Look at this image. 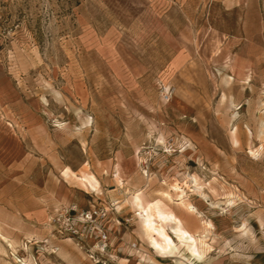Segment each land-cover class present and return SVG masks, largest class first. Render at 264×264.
<instances>
[{
  "label": "rangeland",
  "instance_id": "1",
  "mask_svg": "<svg viewBox=\"0 0 264 264\" xmlns=\"http://www.w3.org/2000/svg\"><path fill=\"white\" fill-rule=\"evenodd\" d=\"M180 262L264 264V0H0V264Z\"/></svg>",
  "mask_w": 264,
  "mask_h": 264
},
{
  "label": "built area",
  "instance_id": "2",
  "mask_svg": "<svg viewBox=\"0 0 264 264\" xmlns=\"http://www.w3.org/2000/svg\"><path fill=\"white\" fill-rule=\"evenodd\" d=\"M168 98V96H167ZM107 218V212L103 209L92 207L90 210L79 211L72 208L64 216V231L68 236L85 242L90 236L91 231L98 230L99 242L95 245L98 252L103 254L109 249V234L105 229L104 221Z\"/></svg>",
  "mask_w": 264,
  "mask_h": 264
},
{
  "label": "bare ground",
  "instance_id": "3",
  "mask_svg": "<svg viewBox=\"0 0 264 264\" xmlns=\"http://www.w3.org/2000/svg\"><path fill=\"white\" fill-rule=\"evenodd\" d=\"M233 138H234V143L235 144H239L240 145V140H239V137H238V129L236 128L235 129V131H234V133H233ZM118 183H122V180L119 178L118 179ZM122 186V185H121ZM178 186V185H177ZM176 189H178L179 191H180V189L178 188V187H175V190ZM197 190L199 191V193L202 195V196H204L205 197V195L203 194V192H202V188H201V186L199 185V184H197ZM180 197L181 198H183L184 197V195H185V192L183 191V190H181L180 191ZM181 201H183V200H181ZM183 203H184V201H183ZM185 206L187 207V209L188 210H192L193 208H192V206L189 204V203H185ZM205 226L206 227H210L211 225H210V223H205ZM243 232H247V230L246 229H243L242 230ZM184 240H186V241H192V238L190 237V236H186L185 238H183ZM207 236H204V237H200V239L198 240L199 241V245H200V249H201V253H202V255H203V257H206V254L210 251V249H211V246L207 243ZM199 249V250H200ZM181 263V262H180ZM182 264V263H181Z\"/></svg>",
  "mask_w": 264,
  "mask_h": 264
}]
</instances>
